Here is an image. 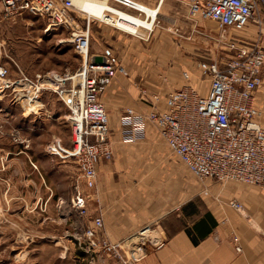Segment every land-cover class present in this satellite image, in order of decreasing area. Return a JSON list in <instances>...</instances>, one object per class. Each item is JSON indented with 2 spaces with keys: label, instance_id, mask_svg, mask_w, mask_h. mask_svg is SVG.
Returning a JSON list of instances; mask_svg holds the SVG:
<instances>
[{
  "label": "crops",
  "instance_id": "0c3cea01",
  "mask_svg": "<svg viewBox=\"0 0 264 264\" xmlns=\"http://www.w3.org/2000/svg\"><path fill=\"white\" fill-rule=\"evenodd\" d=\"M137 1L149 6L144 9L150 17L148 22L130 19L126 13L116 12L106 4L86 3L82 9L91 17L117 23L130 33L142 35L140 27L153 31L161 8L169 0L158 7L160 0ZM261 5L264 6V0H259V10ZM107 10L116 16L107 14ZM109 16L120 21H111ZM259 17L264 31V15ZM85 27L86 22H81L80 28ZM88 28L89 60H111L124 69L100 96L108 117L113 154L109 161L100 160L96 164L95 190L84 188V193L90 195L86 202L89 226H94V217L101 216L100 235L112 244H120L122 250H132L129 242L147 234L143 243L136 244L141 256L131 264H264V193L258 186L215 179L200 183L170 152L151 125L146 126L135 143H124L120 138L119 114L123 109L146 114L152 109V96L157 95L156 110L164 112L169 94L185 86L206 96L210 81L201 75L197 64L213 60L223 65L226 61L221 62L211 54L196 63L176 53L170 58L163 51L169 50V45H163L155 34L151 36L150 49H145L141 39L92 22ZM258 30V26L249 25L235 39L251 45ZM255 107L263 114L264 126V85L255 92ZM16 133L3 132L0 127V213L5 205L17 207L20 201L21 207L30 212L27 208L37 205L33 197L40 192L43 223H48L53 216L70 210L78 169L70 160L55 161L56 169L51 172L43 167L41 160L34 159L29 146L13 142ZM48 160L55 159L48 155ZM70 168L74 170L71 180L65 175ZM3 188L4 193L17 198L15 202L3 203ZM233 201L239 202L243 209H234ZM73 216L80 218L76 212ZM73 228L80 229L75 220Z\"/></svg>",
  "mask_w": 264,
  "mask_h": 264
},
{
  "label": "built area",
  "instance_id": "2783aa9c",
  "mask_svg": "<svg viewBox=\"0 0 264 264\" xmlns=\"http://www.w3.org/2000/svg\"><path fill=\"white\" fill-rule=\"evenodd\" d=\"M101 1L129 16L148 20L142 12L143 4L136 0ZM174 1L187 6L191 20L217 23L224 39L228 31L243 32L252 23L259 27L257 36L251 45L230 38L229 48L234 55L223 65L213 60L197 64L201 75L210 81L208 95L200 96L193 88L185 86L169 94L164 112L156 110L157 95L152 96V109L146 114L123 109L119 114L121 141L137 142L141 132L151 125L170 152L197 180L233 181L258 186L264 193L263 114L255 107V92L264 85V31L259 17V0ZM0 12L8 19L25 13L40 17L45 21V31L59 28L71 31L69 42L81 59L75 71H49L32 78L20 73L13 77L10 69L0 63V101L8 100L25 112L24 107L40 102L44 93H53L66 106L71 147L64 148L55 141L47 146L46 152L61 160L72 161L78 169L69 208L85 217L90 195L84 193V188L95 190V166L100 160L109 161L113 154L108 117L100 96L118 74L124 73V69L120 63L111 60H89L88 26L92 21H101L87 17L72 0H0ZM80 15L85 16L84 29L78 27ZM113 28L141 39L140 35ZM35 110L38 112L40 107ZM13 142L23 143L16 135ZM231 206L239 211L243 209L237 201L231 202ZM93 225L84 232L89 246L120 258V244L100 240L101 216L93 219Z\"/></svg>",
  "mask_w": 264,
  "mask_h": 264
},
{
  "label": "rangeland",
  "instance_id": "374dc122",
  "mask_svg": "<svg viewBox=\"0 0 264 264\" xmlns=\"http://www.w3.org/2000/svg\"><path fill=\"white\" fill-rule=\"evenodd\" d=\"M163 1L160 0L157 7L162 6ZM260 8L259 14L263 16L264 6L261 5ZM84 17L80 15L77 19L79 28ZM108 19L120 21L111 16ZM92 23L125 34L105 23L98 21ZM250 25L256 26L253 23ZM217 26L213 21L191 20L184 3L169 0V4L161 8L152 32L135 28L142 30L144 37H141V43L145 44V49H150L151 36L155 34L163 45H169V50L163 51L168 52L170 58L176 53L179 57L183 59L187 57L196 63L202 57L211 54L217 60L225 62L234 55V51L229 48V39L236 38L243 32L228 31L227 38L224 39ZM45 28V21L40 17L25 13L20 17L8 19L0 12V63L10 69L13 77H18L20 73L32 78L35 74L49 71L73 72L80 66L81 59L74 53L73 46L69 42L71 31L64 28L45 31ZM38 107L40 110L36 112L35 109ZM27 108H24V112L10 101L2 100L0 102L1 131L17 132V137L23 141L22 145H27L29 150H33L34 159L41 160L43 167L50 168L51 172H54L55 161L66 160L54 157V162L49 161L44 150L55 141H59L64 148L71 146V129L67 121L68 109L53 93H44L40 102ZM32 108H34L33 113L30 110ZM34 163L42 173L41 168L35 161ZM73 171L71 169L65 172L66 178L71 180ZM2 192L4 204L16 201V197L4 193V188ZM33 200L37 205L34 208L29 206L27 210L30 212L26 211L25 206L21 207L22 201L17 207L15 205L3 207V212L0 213V264H111L112 262L131 264L134 259L141 256V250H138L140 247L136 245L144 242L140 236L129 242L133 247L132 250L124 248L119 251L120 258H114L100 248L93 250L89 246L84 234L86 228L90 227L88 210L85 217L80 216L79 219H75L73 211L66 209L64 215H55L51 221L43 223L40 209L41 193L39 192L38 196L35 193ZM74 220L80 229L73 228ZM99 237L100 240L107 241L101 235Z\"/></svg>",
  "mask_w": 264,
  "mask_h": 264
},
{
  "label": "bare ground",
  "instance_id": "6f19581e",
  "mask_svg": "<svg viewBox=\"0 0 264 264\" xmlns=\"http://www.w3.org/2000/svg\"><path fill=\"white\" fill-rule=\"evenodd\" d=\"M73 1V4H74V6L77 8V9H81V10H83L82 8H83V6L86 4V3H90V4H95V5H99V6H105V4H106V2L105 1H101V0H98V1H96V0H72ZM107 6H108V8H110V9H112V10H114V11H116V12H121V11H119V10H116V9H114V8H112L111 6H109L108 4H106ZM146 7H148V6H145V5H143V7H142V12L148 17V20H147V22L149 21V19H150V17L148 16V14L145 12V10L144 9H147ZM157 8V7H156ZM156 8H150V9H152V10H156ZM84 12H85V9L83 10ZM106 12H110L111 14L112 13H114V14H116L115 12H111L110 10H107ZM86 14V16L87 17H91L90 15H89V13H87V12H85ZM129 16V15H128ZM94 19H98V18H95L94 16H92ZM120 17V16H119ZM130 17V19H138V18H135V17H132V16H129ZM99 21H101V22H103V23H105V24H107V25H110V26H113V27H116V28H118V29H120V30H122V31H124V32H126V33H128V34H133V33H130V32H128V31H126L125 29H122V28H120L118 25H117V23L115 24V23H106V22H104V20H102V19H98ZM138 20H142V19H138ZM123 22H125V23H127V24H129V25H132V26H134L135 24L134 23H132L131 21H125V20H123ZM142 30H146L147 32H152L151 30H147L146 28H144L143 26L142 27H140ZM135 35H140L141 37H144L143 35H141V34H136L135 33ZM35 105V104H34ZM33 105V106H34ZM24 108H26V109H28L27 107H24ZM30 110H34L33 108L32 109H30ZM149 234V233H148ZM140 237H141V240H143V238L144 237H147V234H141L140 235ZM143 237V238H142Z\"/></svg>",
  "mask_w": 264,
  "mask_h": 264
}]
</instances>
